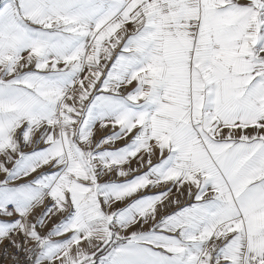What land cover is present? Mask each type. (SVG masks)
<instances>
[{"label": "snow or ice", "instance_id": "1", "mask_svg": "<svg viewBox=\"0 0 264 264\" xmlns=\"http://www.w3.org/2000/svg\"><path fill=\"white\" fill-rule=\"evenodd\" d=\"M0 264H264V0H0Z\"/></svg>", "mask_w": 264, "mask_h": 264}, {"label": "rangeland", "instance_id": "2", "mask_svg": "<svg viewBox=\"0 0 264 264\" xmlns=\"http://www.w3.org/2000/svg\"><path fill=\"white\" fill-rule=\"evenodd\" d=\"M97 135L99 136V135H100V133H97Z\"/></svg>", "mask_w": 264, "mask_h": 264}]
</instances>
